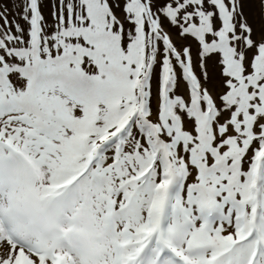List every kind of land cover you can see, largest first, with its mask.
Returning <instances> with one entry per match:
<instances>
[{"label":"snow or ice","instance_id":"6c2138e0","mask_svg":"<svg viewBox=\"0 0 264 264\" xmlns=\"http://www.w3.org/2000/svg\"><path fill=\"white\" fill-rule=\"evenodd\" d=\"M0 264H264V0H0Z\"/></svg>","mask_w":264,"mask_h":264}]
</instances>
